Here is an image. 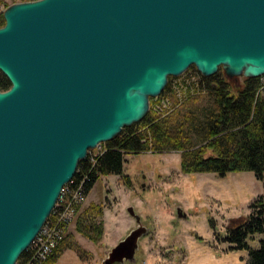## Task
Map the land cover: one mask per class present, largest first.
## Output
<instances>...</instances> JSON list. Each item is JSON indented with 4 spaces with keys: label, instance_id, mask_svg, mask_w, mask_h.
Listing matches in <instances>:
<instances>
[{
    "label": "water",
    "instance_id": "obj_1",
    "mask_svg": "<svg viewBox=\"0 0 264 264\" xmlns=\"http://www.w3.org/2000/svg\"><path fill=\"white\" fill-rule=\"evenodd\" d=\"M4 18L0 264L18 262L80 161L142 121L171 76L264 75V0H29ZM128 211L138 227L101 264L136 260L148 228Z\"/></svg>",
    "mask_w": 264,
    "mask_h": 264
},
{
    "label": "rangeland",
    "instance_id": "obj_2",
    "mask_svg": "<svg viewBox=\"0 0 264 264\" xmlns=\"http://www.w3.org/2000/svg\"><path fill=\"white\" fill-rule=\"evenodd\" d=\"M21 1L5 0L0 12L7 4ZM194 72L192 66L179 77L171 76V88L152 98L149 112L162 117L183 107L179 83ZM243 80L244 76H238L236 82ZM102 150L101 146L91 153ZM125 158L123 174L101 176L80 208L102 203V239L95 243L77 230L79 210L65 236L79 250L66 249L53 264H101L112 247L138 227L129 207H134L148 232L139 240L136 260L126 264H247L249 250L227 240V227L250 214L253 202L264 199V179L259 180L252 171L224 176L185 173L178 151L129 153ZM178 207L186 217L178 215ZM261 238V234L250 237L249 246L260 247Z\"/></svg>",
    "mask_w": 264,
    "mask_h": 264
},
{
    "label": "trees",
    "instance_id": "obj_3",
    "mask_svg": "<svg viewBox=\"0 0 264 264\" xmlns=\"http://www.w3.org/2000/svg\"><path fill=\"white\" fill-rule=\"evenodd\" d=\"M3 4L5 0H0V7ZM4 23L2 11L0 26ZM196 73L200 80L195 90L182 100L183 107L162 117L149 112L142 121L102 143L103 150L96 157L95 164L89 157L80 161L75 179H84L87 194L101 176L123 174L127 154L148 151L180 152L185 173L212 172L224 176L229 172L252 171L259 180L264 179V92L260 90L261 78L244 76L243 82H236L238 76H228L222 67L211 76ZM171 79L166 89L171 88ZM10 87V80L0 71V89ZM103 208L102 203H91L80 209L77 217V230L95 243L104 233ZM251 208L250 214L227 227V240L237 248L249 250L247 264H264V199L253 202ZM256 234L262 235L261 245L252 248L248 239ZM66 238L44 264L56 262L66 249L79 250Z\"/></svg>",
    "mask_w": 264,
    "mask_h": 264
},
{
    "label": "built area",
    "instance_id": "obj_4",
    "mask_svg": "<svg viewBox=\"0 0 264 264\" xmlns=\"http://www.w3.org/2000/svg\"><path fill=\"white\" fill-rule=\"evenodd\" d=\"M196 71L198 70L195 68V72L192 75L185 78L182 83H179V90L180 93H183V98H187L195 90L196 83L200 80V76ZM260 78L262 82L260 90L264 92V75ZM99 154L101 153L92 155L90 150L88 157L91 155L89 159L95 164L96 157ZM78 172L79 168L77 170V173ZM87 195L84 179L78 181L74 176V178L63 187L59 199L46 223L26 250L25 256L20 257L16 264H43L57 245L65 238L70 225L76 218L81 206L86 201ZM143 264H147V262H143Z\"/></svg>",
    "mask_w": 264,
    "mask_h": 264
},
{
    "label": "crops",
    "instance_id": "obj_5",
    "mask_svg": "<svg viewBox=\"0 0 264 264\" xmlns=\"http://www.w3.org/2000/svg\"><path fill=\"white\" fill-rule=\"evenodd\" d=\"M90 194V193H89ZM88 197H89V195H88ZM132 224L131 223H129V227L131 228L132 226H131Z\"/></svg>",
    "mask_w": 264,
    "mask_h": 264
},
{
    "label": "bare ground",
    "instance_id": "obj_6",
    "mask_svg": "<svg viewBox=\"0 0 264 264\" xmlns=\"http://www.w3.org/2000/svg\"><path fill=\"white\" fill-rule=\"evenodd\" d=\"M166 89V88H165Z\"/></svg>",
    "mask_w": 264,
    "mask_h": 264
}]
</instances>
